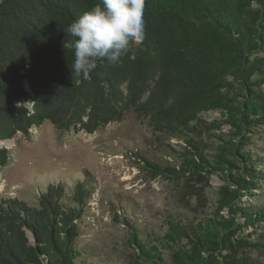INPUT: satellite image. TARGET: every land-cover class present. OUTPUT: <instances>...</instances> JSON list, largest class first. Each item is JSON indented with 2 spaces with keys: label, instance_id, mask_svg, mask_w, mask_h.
Masks as SVG:
<instances>
[{
  "label": "trees",
  "instance_id": "trees-1",
  "mask_svg": "<svg viewBox=\"0 0 264 264\" xmlns=\"http://www.w3.org/2000/svg\"><path fill=\"white\" fill-rule=\"evenodd\" d=\"M99 2L0 0V167L9 161L4 141L18 132L26 135L48 121L61 131L92 133L131 110L154 132L187 145L177 167L135 152L153 176L204 173L208 180L218 172L224 184L218 187L219 219L173 218L162 233L144 237L127 218L118 221L128 229V264H262L231 247L264 249L263 242L234 236L264 222V202L239 204L255 198L264 180L261 157L245 150L251 130L264 128V0H145L142 46L118 63L98 61L89 78L77 82L74 51L64 48L74 38L65 30ZM210 111H220L238 138L218 137L213 159L188 134ZM92 194L78 181L67 195L61 183L49 184L35 206L2 198L0 264H83L78 223Z\"/></svg>",
  "mask_w": 264,
  "mask_h": 264
},
{
  "label": "rangeland",
  "instance_id": "rangeland-1",
  "mask_svg": "<svg viewBox=\"0 0 264 264\" xmlns=\"http://www.w3.org/2000/svg\"><path fill=\"white\" fill-rule=\"evenodd\" d=\"M24 86L27 88V84ZM225 118L220 111L203 113L201 121L188 131L189 137L207 147L204 153L208 159H213L215 146L220 143L218 137L238 141L233 134L235 129L224 124ZM248 137L245 150L261 157L262 163L257 167L264 170V128L251 130ZM5 143L9 144V161L0 167V200L17 197L35 206L40 193L56 183L62 184L66 195L78 181L93 189L88 209L78 223L76 248L83 264L129 263L132 249L127 243L128 229L118 222L123 218L134 224L143 237L150 232L162 233L167 229V221L173 218L185 222L219 219L216 208L223 175L217 172L208 180L204 173L180 174L175 178L153 176L135 152L162 166L177 167L183 155L189 153L187 145L178 138L154 132L147 118L131 110L120 121L92 133L61 131L44 121L28 134L18 132ZM258 183L256 197L249 200L245 196L239 204L264 202V180ZM234 236L264 243V222L243 228ZM231 248L238 255H248L264 264V249L258 251L237 244ZM162 253L171 262L170 252L165 249Z\"/></svg>",
  "mask_w": 264,
  "mask_h": 264
},
{
  "label": "clouds",
  "instance_id": "clouds-1",
  "mask_svg": "<svg viewBox=\"0 0 264 264\" xmlns=\"http://www.w3.org/2000/svg\"><path fill=\"white\" fill-rule=\"evenodd\" d=\"M144 7L145 0H100L67 26L74 39L64 48L74 51L71 73L77 82L89 78L98 61L115 64L134 55L145 40Z\"/></svg>",
  "mask_w": 264,
  "mask_h": 264
},
{
  "label": "water",
  "instance_id": "water-1",
  "mask_svg": "<svg viewBox=\"0 0 264 264\" xmlns=\"http://www.w3.org/2000/svg\"><path fill=\"white\" fill-rule=\"evenodd\" d=\"M5 141H6V142H10V141H11V139H6ZM3 145H4L6 148H8V147H9V144H8V143H3Z\"/></svg>",
  "mask_w": 264,
  "mask_h": 264
},
{
  "label": "bare ground",
  "instance_id": "bare-ground-1",
  "mask_svg": "<svg viewBox=\"0 0 264 264\" xmlns=\"http://www.w3.org/2000/svg\"><path fill=\"white\" fill-rule=\"evenodd\" d=\"M6 142V141H5Z\"/></svg>",
  "mask_w": 264,
  "mask_h": 264
}]
</instances>
